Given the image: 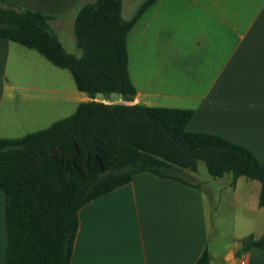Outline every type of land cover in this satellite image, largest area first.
<instances>
[{
    "label": "crops",
    "instance_id": "1",
    "mask_svg": "<svg viewBox=\"0 0 264 264\" xmlns=\"http://www.w3.org/2000/svg\"><path fill=\"white\" fill-rule=\"evenodd\" d=\"M0 1L52 16L62 45L66 31L74 34L79 8L92 2ZM121 1L126 21L143 2L126 8ZM127 47L137 94L131 102H101L192 110L189 132L223 137L264 163V0H156L131 29ZM57 76V67L37 51L0 37V139H19L58 120ZM69 92L67 102L77 108L91 101L77 88ZM195 173L183 172L196 187L140 173L84 205L71 264H196L205 250L210 264H264V249L242 251V244L220 256L211 252V212ZM242 179L232 176L233 195H242L246 209L258 202L264 213L256 200L261 186ZM5 200L0 194V264ZM252 236L261 239L264 231Z\"/></svg>",
    "mask_w": 264,
    "mask_h": 264
},
{
    "label": "trees",
    "instance_id": "2",
    "mask_svg": "<svg viewBox=\"0 0 264 264\" xmlns=\"http://www.w3.org/2000/svg\"><path fill=\"white\" fill-rule=\"evenodd\" d=\"M156 0H143L130 20L121 0H92L79 8L75 56L50 26L52 16L0 1V37L41 54L68 70L78 91L91 101L47 129L19 139H0V191L5 193V264H71L79 211L140 173L189 186L185 170L199 161L216 179L231 173L261 184L264 163L241 145L209 133L187 130L193 111L106 104L119 95L133 101L137 91L129 74L127 38ZM264 249V237L242 240V251ZM196 264H210L207 250Z\"/></svg>",
    "mask_w": 264,
    "mask_h": 264
},
{
    "label": "rangeland",
    "instance_id": "3",
    "mask_svg": "<svg viewBox=\"0 0 264 264\" xmlns=\"http://www.w3.org/2000/svg\"><path fill=\"white\" fill-rule=\"evenodd\" d=\"M136 2H139V0H123L126 8H133ZM125 17L130 18V12L125 13ZM70 32L66 31V39L62 38L63 45L67 52L80 56L81 51L76 47L75 35ZM57 70L59 92L62 90V93L58 95V114L55 116L59 121L73 115L77 107L67 102L71 98L69 90H76L72 74L66 69L57 68ZM111 98V101L122 99L119 95H112ZM104 99L102 95L97 96L99 101H104ZM195 175L203 188L207 208L211 212L210 250L214 255L220 256L229 248L240 247L241 240L252 236V234L257 237L262 235L264 231V213H259L256 209L258 208V202L253 206L249 204L246 209L247 203L240 199L242 195H239V197L233 195L234 189L230 186L231 173L214 181L209 175L205 163L199 161ZM182 177L186 181L192 180V177L187 174H183ZM244 182H247L246 179H242V184ZM250 183L255 184L258 188L261 186L258 181ZM2 193L4 194L3 191H0V194ZM258 198L259 192L256 195V200Z\"/></svg>",
    "mask_w": 264,
    "mask_h": 264
},
{
    "label": "built area",
    "instance_id": "4",
    "mask_svg": "<svg viewBox=\"0 0 264 264\" xmlns=\"http://www.w3.org/2000/svg\"><path fill=\"white\" fill-rule=\"evenodd\" d=\"M239 264H247L244 260H241Z\"/></svg>",
    "mask_w": 264,
    "mask_h": 264
}]
</instances>
